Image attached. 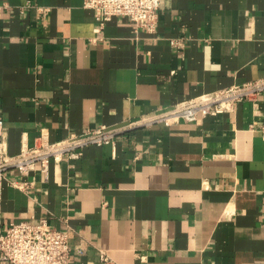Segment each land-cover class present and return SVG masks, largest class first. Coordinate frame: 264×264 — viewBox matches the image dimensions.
<instances>
[{"label": "crops", "instance_id": "0c3cea01", "mask_svg": "<svg viewBox=\"0 0 264 264\" xmlns=\"http://www.w3.org/2000/svg\"><path fill=\"white\" fill-rule=\"evenodd\" d=\"M174 41L175 43H172ZM264 76V0H161L152 31L83 0H0L8 152ZM264 92L234 110L135 127L2 181L3 225L46 218L69 264H264ZM13 181H27L20 189Z\"/></svg>", "mask_w": 264, "mask_h": 264}, {"label": "built area", "instance_id": "2783aa9c", "mask_svg": "<svg viewBox=\"0 0 264 264\" xmlns=\"http://www.w3.org/2000/svg\"><path fill=\"white\" fill-rule=\"evenodd\" d=\"M83 6L93 11L99 29L113 17L124 16L136 25L145 26L152 31L158 21L161 0H83ZM263 92L264 76L202 93L151 113L126 119L117 127L88 128L53 141L45 135H39L33 145L22 147L19 152L12 154L8 152L7 130L0 118V196L2 181L8 169H16L21 174L40 169L46 176L51 162L79 158L84 148L90 145H114L116 135L124 130L155 124L168 126L229 112L234 110L237 102L255 101ZM260 129L264 134V124L260 125ZM12 184L20 189L30 186L27 181H13ZM70 252L67 233L52 225L46 218L10 221L3 225L0 204V264H69ZM99 257L103 264L111 263L104 251H100Z\"/></svg>", "mask_w": 264, "mask_h": 264}]
</instances>
